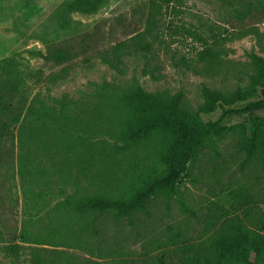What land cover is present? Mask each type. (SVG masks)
<instances>
[{"label":"rangeland","instance_id":"374dc122","mask_svg":"<svg viewBox=\"0 0 264 264\" xmlns=\"http://www.w3.org/2000/svg\"><path fill=\"white\" fill-rule=\"evenodd\" d=\"M142 31L154 51L128 48L117 59L113 47ZM84 33L90 51L70 62L41 53ZM206 47L214 56L204 57ZM251 53L264 57V0H0V94L22 106L24 121L0 139V264H140L162 253L181 264L179 242L214 229L215 207L231 191L261 198L264 167L245 161L241 124L264 109L228 118L234 130L181 181L184 204L157 195L129 217L72 204L75 194H125L165 166L170 141L160 134L117 138L125 94L180 95L190 113L217 118L220 110L203 112L206 86L241 92L240 104L264 97Z\"/></svg>","mask_w":264,"mask_h":264},{"label":"trees","instance_id":"16d2710c","mask_svg":"<svg viewBox=\"0 0 264 264\" xmlns=\"http://www.w3.org/2000/svg\"><path fill=\"white\" fill-rule=\"evenodd\" d=\"M163 1L169 4L172 0ZM87 35L84 33L75 38L67 37L50 44L47 53H41L47 61L58 65L70 62L90 51V46L85 44ZM129 40L131 41L129 45L123 41L113 47L117 59L119 55L129 53L128 48L135 52L154 51V44L144 31L138 32ZM202 54L204 57H212L214 50L206 47ZM250 55L253 66L258 71L257 75L252 76V83L255 86L262 84L261 93H264V57L256 53ZM105 58L108 60V56ZM113 65L118 67L114 63ZM204 92L207 104L203 112L220 110L219 117L204 119L199 113L196 115L190 113L182 107L180 95L166 99L147 93L141 87L125 94L122 107L124 113L117 138L124 142H139L160 134L166 142L167 139L170 141V149L164 157L165 166L161 171H154L142 178L139 185L120 196L112 197L100 193L75 194L73 208L81 212L95 211L99 214L113 212L117 217H129L134 210L145 209L148 201L157 195L167 198L178 197L184 204L181 181L190 173V165L206 148L214 147L217 139L234 130L235 126L228 123V118L264 109V97L253 98L245 104H240L243 95L239 91L232 97H226L222 91L206 86ZM22 110L20 104L9 100L4 93L0 94V139H11L14 136L16 125L24 122ZM48 115L46 112V115H40L39 119L45 121ZM66 118L52 116L50 120L64 125L67 122ZM241 125L242 148L247 154L245 161L258 157L264 167V115L253 118L247 128L245 124ZM262 202L264 203V193L258 198L251 189L231 191L228 205L220 203L215 207V212L211 216L214 229H210L200 239L179 242L181 264H225L229 256L243 264H264ZM140 264L177 263L162 253Z\"/></svg>","mask_w":264,"mask_h":264}]
</instances>
